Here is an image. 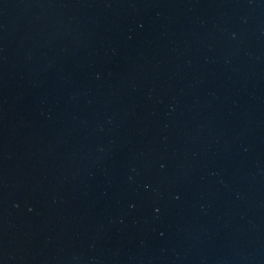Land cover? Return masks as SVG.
Instances as JSON below:
<instances>
[{"label":"water","instance_id":"1","mask_svg":"<svg viewBox=\"0 0 264 264\" xmlns=\"http://www.w3.org/2000/svg\"><path fill=\"white\" fill-rule=\"evenodd\" d=\"M0 264H264V0H0Z\"/></svg>","mask_w":264,"mask_h":264}]
</instances>
